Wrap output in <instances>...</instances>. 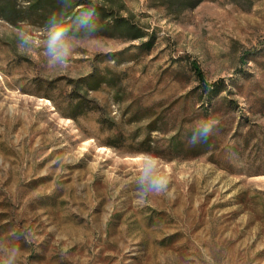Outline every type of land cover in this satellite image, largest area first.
Masks as SVG:
<instances>
[{"label": "rangeland", "instance_id": "obj_1", "mask_svg": "<svg viewBox=\"0 0 264 264\" xmlns=\"http://www.w3.org/2000/svg\"><path fill=\"white\" fill-rule=\"evenodd\" d=\"M90 1L145 36L70 35L53 68L47 17L0 19V249L21 246L18 264H264V0ZM209 116L217 133L190 145ZM144 152L172 177L138 204Z\"/></svg>", "mask_w": 264, "mask_h": 264}, {"label": "trees", "instance_id": "obj_2", "mask_svg": "<svg viewBox=\"0 0 264 264\" xmlns=\"http://www.w3.org/2000/svg\"><path fill=\"white\" fill-rule=\"evenodd\" d=\"M0 0V19L10 24H17L32 17L55 16L58 23H63L69 28V35L83 36L90 33L100 35H115L120 33L129 40L141 39L145 36L142 27L136 26L128 18L113 15L111 11L91 3L90 0ZM157 4L164 5L174 11L195 8L202 0H154ZM91 16V20L86 17ZM50 26V24H49ZM194 73L201 82L203 89L213 91L221 87L220 80L208 85L204 83L202 72L198 66L191 64ZM88 84L87 82L85 83ZM78 104L75 105L77 108ZM178 145V144H177ZM176 145V146H177Z\"/></svg>", "mask_w": 264, "mask_h": 264}, {"label": "clouds", "instance_id": "obj_3", "mask_svg": "<svg viewBox=\"0 0 264 264\" xmlns=\"http://www.w3.org/2000/svg\"><path fill=\"white\" fill-rule=\"evenodd\" d=\"M91 20V16L86 17ZM50 27L44 44L43 56L49 67H66L71 63L73 44L69 35V28L56 21L55 16L49 19ZM17 48L26 49L32 44L31 33L18 29ZM219 120L214 116H209L193 129L191 138L187 140L190 145L207 143L209 138L218 131ZM171 171L162 166L159 156L152 152H144L141 155L139 172L135 178L137 192V203L146 204L153 195L170 194ZM32 241L28 236L24 237V243ZM22 253L19 245H11L7 249H0V264H18Z\"/></svg>", "mask_w": 264, "mask_h": 264}]
</instances>
